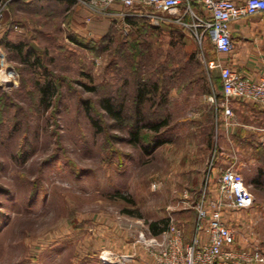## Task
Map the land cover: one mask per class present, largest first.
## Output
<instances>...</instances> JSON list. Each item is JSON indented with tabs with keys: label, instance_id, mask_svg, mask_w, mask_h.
I'll return each mask as SVG.
<instances>
[{
	"label": "rangeland",
	"instance_id": "obj_1",
	"mask_svg": "<svg viewBox=\"0 0 264 264\" xmlns=\"http://www.w3.org/2000/svg\"><path fill=\"white\" fill-rule=\"evenodd\" d=\"M61 8L15 14L6 43L21 54L0 41V264H103L160 221L189 241L198 199L229 165L254 203L227 222L240 249L264 255V148L245 166L223 148L219 71L206 63L219 54L165 15L113 3L85 7L78 26ZM29 46L40 67L24 60ZM48 80L59 88L41 102Z\"/></svg>",
	"mask_w": 264,
	"mask_h": 264
},
{
	"label": "built area",
	"instance_id": "obj_2",
	"mask_svg": "<svg viewBox=\"0 0 264 264\" xmlns=\"http://www.w3.org/2000/svg\"><path fill=\"white\" fill-rule=\"evenodd\" d=\"M117 3L127 8L131 16L167 21L186 29L202 46L208 41L217 54L232 50L231 23L239 18L264 13V0H81L88 8H101ZM5 5L0 7V28ZM204 56V55H203ZM210 69L218 67L222 87L220 106L227 118L233 116L229 102L241 99L264 108V76L258 80L237 75L217 60H207ZM213 197L203 193L196 204L193 236L186 241L184 232L168 223L158 235L149 229L140 231L132 253H103V264H127L144 250L153 264H264L258 248L237 250L236 235L225 221L224 212H242L253 206L254 198L242 174L233 165L223 169L217 179Z\"/></svg>",
	"mask_w": 264,
	"mask_h": 264
},
{
	"label": "crops",
	"instance_id": "obj_3",
	"mask_svg": "<svg viewBox=\"0 0 264 264\" xmlns=\"http://www.w3.org/2000/svg\"><path fill=\"white\" fill-rule=\"evenodd\" d=\"M6 3L10 5L9 9L5 6L6 15L0 28V41L5 43L13 41L16 35L18 27L14 17L23 7L17 0H6L2 2V5ZM25 4L28 5L26 11L29 10L36 14L38 13V10H34L36 7L47 6L50 9L53 6L62 7L61 11L64 14L68 15L72 12V18L78 26L86 23L87 13L81 0H39L37 4H34L33 0H25ZM230 29L232 50L227 54H219L217 62L230 67L239 76L254 80L262 78L264 76V13L239 18L231 23ZM219 81L221 86L220 78ZM219 107L220 118L224 122L223 148L236 149L238 156L244 157L240 161L242 166H245L248 159L246 158L247 150L264 148V109L253 102L234 99L229 102L233 116L227 118L223 114L222 107L220 105ZM225 168H222L220 172ZM228 211L237 212L226 210L224 212L226 222ZM239 247L236 240L234 248L239 250L241 248ZM137 252L138 256L127 264H153L143 249L138 247Z\"/></svg>",
	"mask_w": 264,
	"mask_h": 264
},
{
	"label": "trees",
	"instance_id": "obj_4",
	"mask_svg": "<svg viewBox=\"0 0 264 264\" xmlns=\"http://www.w3.org/2000/svg\"><path fill=\"white\" fill-rule=\"evenodd\" d=\"M4 1H6V0H0V7L2 6V2H4ZM17 1L21 4V6H23L22 7L23 9H27L28 5L25 4V0H17ZM33 1H34V4H37V2L39 0H33ZM9 5H10V3H6L5 6L9 9ZM47 8H48L47 6H40V7H36L34 10H38V12H44L45 10H47ZM5 15H6V12L3 11L1 23L3 22ZM206 42H208V41H206ZM1 45H2V48H4V49L7 47L9 48V46H10L11 49L15 50L17 53H20V54L23 52V48H24V44H22V43L9 44L8 45V43L1 42ZM25 52L26 53L24 54L25 55L24 60H26V58L28 59V58L32 57L34 59V62L32 64L36 67L41 66V59H40L41 56L38 54L39 51L36 48H34L33 46H29ZM58 88H59V85L56 82H54L53 80H50V81L48 80V82L45 84V86L38 90L40 93V101L44 102L45 98L47 96H50V98H54L55 94L58 91ZM221 91H222V87H221ZM141 96H142L141 93H139L137 97H141ZM221 99H222V96H221ZM256 105H258V104H256ZM258 106L261 107L260 105H258ZM104 107L111 115L116 116V117L119 115L118 112L113 111V108L111 105L106 103L104 105ZM261 108H263V107H261ZM163 125L164 124H160L158 126L153 127V129L158 131L159 127H161ZM154 145H155L154 147H157L160 145V143L156 142V144H154ZM167 225H168L167 221H164V222L160 221V222H152L148 225V227H149V231L152 235H158L164 229H166Z\"/></svg>",
	"mask_w": 264,
	"mask_h": 264
}]
</instances>
